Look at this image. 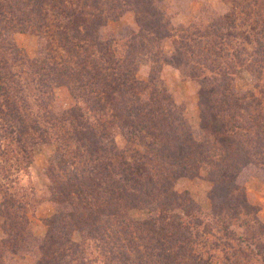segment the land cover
Listing matches in <instances>:
<instances>
[{"label":"trees","instance_id":"obj_1","mask_svg":"<svg viewBox=\"0 0 264 264\" xmlns=\"http://www.w3.org/2000/svg\"><path fill=\"white\" fill-rule=\"evenodd\" d=\"M221 1L229 4L226 11L208 16L204 26L174 30L153 0H0V149L15 145L28 163L30 142L53 140L62 153L74 146L78 153L69 154L88 162L84 173L74 157L60 154L48 166L49 200L59 210L45 221L39 254L31 252L36 264H264V226L237 180L248 165L264 168V0ZM124 9L138 31L120 55L98 32ZM168 27L173 33L167 36L176 38L171 63L199 85L200 127L211 136L204 143L193 140L180 106L135 77L136 56L149 55L146 45L159 43ZM10 31L43 38L49 53L24 57L4 39ZM238 68L256 78L243 96L230 88ZM72 83L81 98L87 92L99 98L93 110L103 112L107 98L115 110L108 122L122 118L117 128L126 150L80 107L60 114L50 109L51 90ZM34 97L41 101L37 110ZM203 168L212 183L208 213L173 191L179 177H195ZM146 209V219L129 215ZM23 211L2 199L0 214L23 221H11L0 264L22 251ZM237 215L245 217L236 231L231 217ZM87 241L98 256L87 252Z\"/></svg>","mask_w":264,"mask_h":264},{"label":"rangeland","instance_id":"obj_2","mask_svg":"<svg viewBox=\"0 0 264 264\" xmlns=\"http://www.w3.org/2000/svg\"><path fill=\"white\" fill-rule=\"evenodd\" d=\"M227 4L221 0H153L152 3L154 8L171 21L174 30L187 27L192 23L200 24V27H202L207 23L205 20L208 16L211 17L213 14L225 12L229 6ZM121 12L117 18L107 22L105 26L103 25L98 34L103 43L109 45L110 49L114 48L120 55H123L126 49L125 45L127 43L133 45L130 38L136 35L138 25L132 12L126 11V9ZM200 12L207 16L204 17ZM161 33L162 39L159 43L146 45L149 55L139 52L140 54L136 56L134 63L136 68L135 77L137 80L147 83L148 87H156L183 109V116L191 131L193 140L200 143L209 141L211 136L205 135L200 127L199 85L188 77L186 70H180L170 61L176 38L167 35L168 33L172 34V30L170 32L168 27L167 31L162 30ZM4 39L15 44L21 50L23 56L31 60L45 57L49 53L45 40L36 35L10 31ZM246 48L250 50L251 46H246ZM15 70L17 71V69ZM255 83L256 78L249 70L238 68L231 78L230 88L237 96H243L254 89ZM260 85L264 89V77L262 82L260 81ZM79 88L77 84L72 83L70 88L61 85L51 90L48 94V97L51 96L50 109L55 114H60L62 111L75 106L80 107L91 122L98 126L106 125V133L113 138L118 148L126 150L128 148L127 141L117 128L121 124L122 118H115L116 122L113 124L108 122L110 119H114L112 112L114 113L115 110L111 111L108 108L107 98H103L102 101V104L106 103L105 107H107L103 112L96 108L93 110L99 98L90 92H87V97L83 95V98H81L83 92ZM40 102L37 97L31 99L35 110H37ZM27 150L31 156L28 163L15 145L4 144V147L0 149V187H2L0 188V204L2 199H6L9 204L14 202L23 206V215L27 219V224L25 223V243L21 246L22 251L20 254L14 256L13 260L8 261L11 264H36L38 258L31 252L33 250L39 254L37 249L42 244L47 231L45 221L59 210V205L49 200L48 166L55 165L62 154L65 159L71 156L70 152L72 155L78 153L74 146L62 153L55 146L53 140L51 143L30 142ZM71 157H74L73 161L81 167L84 173L88 170L86 166L88 162L85 158L82 159L80 155ZM206 169L200 170L195 177H179L174 183L173 191L189 200L201 211L208 213L211 207L209 193L212 190V183L206 177ZM237 180L239 186L243 188L247 203L256 212L255 217L264 226V168L248 165L240 171ZM151 208L154 210L155 206L153 205ZM148 213V209L131 210L129 215L134 220H142L148 217ZM244 217L243 215L231 217V223L234 224L236 231L239 229L238 225L242 223ZM11 221L14 222L15 226H20L18 223L23 221V216L19 221L16 217L7 221L5 215L0 214V242L6 240L5 233L9 230ZM239 232H242V230ZM259 239L264 242V235L259 236ZM72 240L77 243L80 242V235L74 232ZM85 245L87 252L93 258L98 256V251L92 242L87 241ZM99 259L101 258L99 257ZM253 261L252 264L258 262V260L255 263ZM98 264H103V262L99 261Z\"/></svg>","mask_w":264,"mask_h":264}]
</instances>
